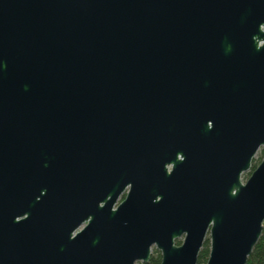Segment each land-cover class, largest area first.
I'll return each mask as SVG.
<instances>
[{
  "label": "water",
  "instance_id": "obj_1",
  "mask_svg": "<svg viewBox=\"0 0 264 264\" xmlns=\"http://www.w3.org/2000/svg\"><path fill=\"white\" fill-rule=\"evenodd\" d=\"M261 147L264 0H0V264H245Z\"/></svg>",
  "mask_w": 264,
  "mask_h": 264
},
{
  "label": "trees",
  "instance_id": "obj_2",
  "mask_svg": "<svg viewBox=\"0 0 264 264\" xmlns=\"http://www.w3.org/2000/svg\"><path fill=\"white\" fill-rule=\"evenodd\" d=\"M264 149V148H263ZM255 168L252 165L251 170ZM179 243L177 242L176 245ZM208 240L205 239L196 259V264H205V261L208 256ZM160 262V255L156 250H153L152 253L149 255L147 262L143 264H159ZM245 264H264V221L262 223L261 232L259 238L253 248L251 249L250 254L248 255Z\"/></svg>",
  "mask_w": 264,
  "mask_h": 264
},
{
  "label": "rangeland",
  "instance_id": "obj_3",
  "mask_svg": "<svg viewBox=\"0 0 264 264\" xmlns=\"http://www.w3.org/2000/svg\"><path fill=\"white\" fill-rule=\"evenodd\" d=\"M263 148H264V147L259 148V149L257 150L256 154L254 155V157L252 158V161H251V164H250V169H249V171L241 175L240 181H241L242 183H243V182L246 180V178L248 177V175H249V173H250V171H251V167H252V165H254V166L256 167V166L258 165V163L260 162L261 158H262L263 155H264V149H263ZM177 242L180 244L181 239L175 240V243H177ZM152 251H153V250H152V248H151V250H150V254L152 253Z\"/></svg>",
  "mask_w": 264,
  "mask_h": 264
},
{
  "label": "flooded vegetation",
  "instance_id": "obj_4",
  "mask_svg": "<svg viewBox=\"0 0 264 264\" xmlns=\"http://www.w3.org/2000/svg\"><path fill=\"white\" fill-rule=\"evenodd\" d=\"M167 170H169V167H165ZM127 193V188L118 196L117 200H116V205L119 204L121 201H123V199L125 198V195ZM174 244L176 245V243L174 242ZM179 245V244H178ZM152 250H155L154 248H152Z\"/></svg>",
  "mask_w": 264,
  "mask_h": 264
}]
</instances>
